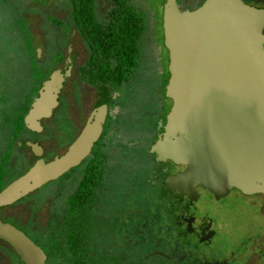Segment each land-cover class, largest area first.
I'll return each instance as SVG.
<instances>
[{
  "label": "flooded vegetation",
  "instance_id": "flooded-vegetation-1",
  "mask_svg": "<svg viewBox=\"0 0 264 264\" xmlns=\"http://www.w3.org/2000/svg\"><path fill=\"white\" fill-rule=\"evenodd\" d=\"M203 1L176 0L181 10L188 9L194 13L200 10ZM242 1L264 11V0ZM113 7L114 2L110 11ZM53 21L60 24V21ZM72 21L74 29L71 33L62 34V40L56 45L58 48H54V56L47 53L45 44L27 36L28 58L13 78L17 88L13 101H4L7 98L4 92L6 65L0 59V105L4 103L6 106L4 116L8 114L12 127L9 144L0 158V189L37 161L48 162L64 154L87 122L92 124L99 118L97 135L78 163L55 179L22 194L12 203L0 205V220L14 225L41 247L44 244L39 243L31 232V215L27 214L20 220L6 208L26 201L58 179L68 180L69 184L73 182V192L88 172L91 177L87 189L94 200L90 227L91 264H97V259L102 264H231L223 256L214 258L204 251L219 232L208 204L223 202L232 189L249 197L259 194L264 197V193L247 194L231 188L226 194L216 197L200 184L195 185L190 194L183 192L174 188L169 179L182 174L186 165L168 157L161 158L150 150L164 130L172 104L171 98L165 94L169 58L163 43L162 15L161 39L156 38L153 32L150 46L155 48L151 50L148 62L141 44V33L136 69L129 81L115 85L92 82L83 75L89 68L91 50L78 24L73 18ZM82 41L89 50L84 59L81 58L85 50ZM50 57L54 60L52 66H48ZM161 57L163 62L159 61ZM54 71H58L60 77L56 103L49 114L33 119L38 128H30L24 122L25 116ZM99 101V105L105 103L103 110L97 106ZM143 157L146 161H142ZM8 162L13 172L20 169L11 178L4 173ZM68 195L60 213L64 233ZM203 197L205 205L199 203ZM259 205L264 207V200ZM246 242L249 249L242 263L238 264H264V228L260 226ZM0 248H6L13 264H24L1 237ZM101 248H106V252ZM140 248L150 249L140 257ZM235 256H239V252H234ZM45 263L55 264L47 257Z\"/></svg>",
  "mask_w": 264,
  "mask_h": 264
},
{
  "label": "water",
  "instance_id": "water-1",
  "mask_svg": "<svg viewBox=\"0 0 264 264\" xmlns=\"http://www.w3.org/2000/svg\"><path fill=\"white\" fill-rule=\"evenodd\" d=\"M264 11L242 0H204L197 13L176 0L162 6L163 43L168 50L165 94L172 100L161 136L150 150L186 165L170 178L191 193L197 184L216 197L237 188L264 193ZM60 85L54 71L24 122L47 115ZM97 102L99 110L105 103ZM88 121L69 149L37 161L0 189V205L55 179L88 152L99 129ZM0 237L24 264H46L42 248L14 225L0 220Z\"/></svg>",
  "mask_w": 264,
  "mask_h": 264
},
{
  "label": "rangeland",
  "instance_id": "rangeland-1",
  "mask_svg": "<svg viewBox=\"0 0 264 264\" xmlns=\"http://www.w3.org/2000/svg\"><path fill=\"white\" fill-rule=\"evenodd\" d=\"M127 1L142 13L144 28L140 39L144 54H146L145 60L148 62L151 50L155 48V46H150L153 35L155 34L156 38L161 39L160 24L164 0ZM95 4L98 21L106 23L109 18L108 13L113 6L112 0H95ZM70 11V0H0V59L6 65L4 72L7 76V84L4 86L7 98L4 101L9 102L16 98L17 88L13 78L19 73L20 67L24 66L25 58H28L27 36L29 35L30 40L45 44L47 53L54 56V48H58L56 45L58 41L62 40V34L71 33L75 27ZM53 19L60 21V24L54 22ZM82 43L85 50L84 53L82 52L81 58L84 59L89 50L86 43L84 41ZM159 61H162V57ZM48 62V66H52L53 58L50 57ZM31 67L35 68L34 65ZM3 104L0 105V158L9 144L12 130L8 114L4 116L7 110ZM142 161H146V158L143 157ZM12 169V165L9 162L6 163L4 172L6 177H14L20 171V169H16L13 172ZM72 183L69 184L68 180L62 179L53 181L26 201L10 205L6 211L17 216V219L20 220L30 214L32 235L41 244H45L52 235L62 239L64 231L60 213L64 198L72 191ZM263 200L264 197L261 194L254 197L243 196L232 189L225 196L223 202L208 204V210L214 218L219 232L214 241L204 248L206 254L214 258L223 256L231 264L242 263L243 256L249 249L247 238L254 231H258L260 226L264 228V207L259 205ZM199 203L205 205V198L203 197ZM149 249L140 248L139 256L142 257V254H145ZM100 250L106 252V248ZM234 252H239V256L234 257ZM146 261L148 263V260ZM52 262L68 264L62 259ZM0 264H13L6 254V248H0Z\"/></svg>",
  "mask_w": 264,
  "mask_h": 264
},
{
  "label": "trees",
  "instance_id": "trees-1",
  "mask_svg": "<svg viewBox=\"0 0 264 264\" xmlns=\"http://www.w3.org/2000/svg\"><path fill=\"white\" fill-rule=\"evenodd\" d=\"M114 7L106 23L96 17L95 0H70L71 16L78 24L90 50L86 74L92 82L115 85L129 81L136 69L143 16L127 0H112ZM91 175L84 174L66 200L65 233L62 239L50 236L41 245L50 261L64 259L68 264H91V216L94 200L87 189ZM97 264L102 262L97 259Z\"/></svg>",
  "mask_w": 264,
  "mask_h": 264
}]
</instances>
